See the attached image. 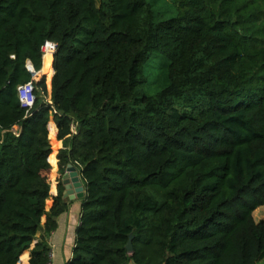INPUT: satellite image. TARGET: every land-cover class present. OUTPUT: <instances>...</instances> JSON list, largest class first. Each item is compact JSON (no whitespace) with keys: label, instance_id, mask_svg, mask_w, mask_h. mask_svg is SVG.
Listing matches in <instances>:
<instances>
[{"label":"trees","instance_id":"1","mask_svg":"<svg viewBox=\"0 0 264 264\" xmlns=\"http://www.w3.org/2000/svg\"><path fill=\"white\" fill-rule=\"evenodd\" d=\"M15 125L0 264H49L69 162L85 194L66 264H261L264 0H0V129Z\"/></svg>","mask_w":264,"mask_h":264},{"label":"crops","instance_id":"2","mask_svg":"<svg viewBox=\"0 0 264 264\" xmlns=\"http://www.w3.org/2000/svg\"><path fill=\"white\" fill-rule=\"evenodd\" d=\"M61 143L63 144V141ZM76 167L80 171V167L77 165ZM64 198L68 202V208L57 216L56 228L46 234L47 242L51 248L49 264H66L73 254L76 228L81 216V197ZM44 233V230L41 229L40 234Z\"/></svg>","mask_w":264,"mask_h":264},{"label":"rangeland","instance_id":"3","mask_svg":"<svg viewBox=\"0 0 264 264\" xmlns=\"http://www.w3.org/2000/svg\"><path fill=\"white\" fill-rule=\"evenodd\" d=\"M96 1H97V4L102 3V1H103V3L105 2V0H96ZM160 8L164 9V4L163 5L161 4L160 5ZM44 53H46V52H44ZM52 57H53V62H54V54H53V52H52ZM43 64H44V57H43ZM51 67H52V70L54 71L53 63H52V66ZM45 75H46V83H47V88H48L47 95H45V99L46 100H50V98H51V81H52L53 74L51 75L49 81H48V74L45 73ZM152 81H153V76L151 75V76H149L148 82L142 86V89L143 90H145L146 92L151 93V94L155 93L160 88L159 81H155V82H152ZM73 123H74V128L77 131V120H75ZM7 132H10L11 134H14V135H18L19 132H20V125H15L13 128L7 129V130L0 129V142L3 141V139H4V137H5V135H6ZM55 137L57 139H59L57 137V131H56ZM54 140L55 139H51L50 138V141H51V143L53 145V151L52 152L55 153V159H56L55 163H53V162L52 163H53V166L57 169L58 168V157H57L58 156V149L60 148L61 145H63L61 143L63 140L59 139L60 140V144L57 147L54 145ZM51 204H52V199L50 197L47 200L46 209H49L50 206H51ZM254 217H255L256 220H260V219L264 218V205L259 206L254 211ZM45 218H46V215H44L42 217V222L45 221ZM40 233H41V228L38 229L37 235H40ZM259 262L261 264H264V254L260 258ZM130 264H135V262L131 261Z\"/></svg>","mask_w":264,"mask_h":264},{"label":"water","instance_id":"4","mask_svg":"<svg viewBox=\"0 0 264 264\" xmlns=\"http://www.w3.org/2000/svg\"><path fill=\"white\" fill-rule=\"evenodd\" d=\"M64 183V197L75 198L82 197L85 194V187L83 180L80 175L79 169L73 162H69L66 166L65 172L63 174ZM129 251L133 250L132 236L127 244Z\"/></svg>","mask_w":264,"mask_h":264},{"label":"built area","instance_id":"5","mask_svg":"<svg viewBox=\"0 0 264 264\" xmlns=\"http://www.w3.org/2000/svg\"><path fill=\"white\" fill-rule=\"evenodd\" d=\"M48 42H51L54 44L53 46V54L56 48V42L52 40H47L43 46L44 52L48 46ZM34 86L32 82H27L25 84H21L18 86L19 95L21 98V101L24 105L31 106L35 100V95L33 93ZM29 98V99H28ZM72 130L73 132H76V129L74 128V123H72Z\"/></svg>","mask_w":264,"mask_h":264}]
</instances>
